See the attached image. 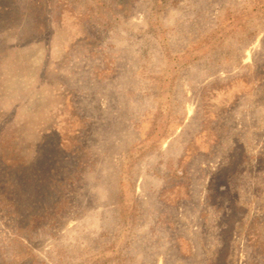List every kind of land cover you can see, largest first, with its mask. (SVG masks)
I'll list each match as a JSON object with an SVG mask.
<instances>
[{"label":"rangeland","instance_id":"rangeland-1","mask_svg":"<svg viewBox=\"0 0 264 264\" xmlns=\"http://www.w3.org/2000/svg\"><path fill=\"white\" fill-rule=\"evenodd\" d=\"M0 264H264V0H0Z\"/></svg>","mask_w":264,"mask_h":264}]
</instances>
